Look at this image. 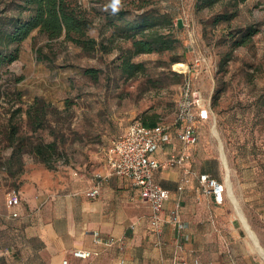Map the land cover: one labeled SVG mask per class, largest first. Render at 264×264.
Listing matches in <instances>:
<instances>
[{
    "label": "rangeland",
    "instance_id": "1",
    "mask_svg": "<svg viewBox=\"0 0 264 264\" xmlns=\"http://www.w3.org/2000/svg\"><path fill=\"white\" fill-rule=\"evenodd\" d=\"M12 1L0 0V31L17 15ZM72 1L93 19L90 36L111 51L87 54L61 40L48 45L35 31L21 44L18 60L0 69V212L13 192L61 194L82 181L99 180L109 172L110 145L131 124L148 115L159 125H175L189 94L198 92L208 109L199 131L222 159L239 211L264 251V0L238 7L233 0L213 6L203 0H121L115 14L112 0ZM147 14L173 16L171 28L158 29L177 42L172 52L134 57L146 71L128 79L119 65L132 44L119 30ZM221 16L226 18L217 22ZM250 28L255 35L236 47ZM174 60L186 65V72L176 70ZM36 98L47 123L33 131L25 112ZM55 139L59 150L49 169L31 151ZM235 178L244 186V198L234 190ZM223 185L226 189L227 179ZM226 196L245 244L239 247L264 264L227 189Z\"/></svg>",
    "mask_w": 264,
    "mask_h": 264
},
{
    "label": "crops",
    "instance_id": "2",
    "mask_svg": "<svg viewBox=\"0 0 264 264\" xmlns=\"http://www.w3.org/2000/svg\"><path fill=\"white\" fill-rule=\"evenodd\" d=\"M203 123L194 121L199 134L194 146L178 138L185 122L166 127L151 156L161 164L154 180L169 193L157 228L139 190L129 179L108 172L100 180L73 185L68 193L26 192L19 206L9 209L5 203L0 212V264H256L253 255L239 247L245 244L229 216L227 196L219 205L199 183L203 174L226 182L222 159L212 154L199 131ZM180 156L187 157L182 165H167ZM95 185L100 195L92 199L88 193ZM243 187L235 178L234 190L244 198ZM75 250L93 256L78 259Z\"/></svg>",
    "mask_w": 264,
    "mask_h": 264
},
{
    "label": "trees",
    "instance_id": "3",
    "mask_svg": "<svg viewBox=\"0 0 264 264\" xmlns=\"http://www.w3.org/2000/svg\"><path fill=\"white\" fill-rule=\"evenodd\" d=\"M220 1L203 0L202 4L213 6ZM247 1L233 0V7H238ZM11 3L14 4L17 15L11 21L9 29L0 31V69L18 60L21 44L35 31L46 37L48 45L61 40L63 43L80 48L87 54L98 50L106 53L111 51V48L90 36L89 32L94 24L93 19L87 11L72 0H13ZM173 18L169 14L158 15L157 17L147 14L139 19L126 21L123 27L120 28L119 35L131 41L132 44L128 51L129 54L120 58L119 68L126 78L133 79L146 71L145 65L131 61L134 57L142 54L172 52L174 50L177 40L173 38L171 33L163 34L158 29L160 25L171 28ZM224 18L226 17H219L217 22ZM255 33L256 31L250 28L236 41L235 46L246 45ZM177 63H180V61L174 60L171 65ZM85 73L94 76L96 72L87 70ZM40 102L41 99L36 98L35 102L25 112L30 124L33 126V131L45 129L47 123V112L42 111ZM52 114L50 111L49 115ZM147 116L145 115L142 122L140 121L144 127L154 128L159 126L156 120L157 117ZM11 142H13L12 139ZM41 146L36 147L31 153L47 165L49 169H53V158L59 150L57 140L50 142L46 147ZM14 154L16 153H13V156Z\"/></svg>",
    "mask_w": 264,
    "mask_h": 264
},
{
    "label": "built area",
    "instance_id": "4",
    "mask_svg": "<svg viewBox=\"0 0 264 264\" xmlns=\"http://www.w3.org/2000/svg\"><path fill=\"white\" fill-rule=\"evenodd\" d=\"M189 95V100L180 111L176 123L185 122L178 133L179 140L186 146H194L199 142V134L194 121L198 118H207L208 109L198 92ZM166 130L167 128L162 125L146 128L140 122H135L112 142L107 153L110 175L129 179L139 190L141 202L151 208L150 220L154 228H157L161 222L164 204L169 193L154 180V173L161 167V164L151 156L164 138ZM186 159V156H180L168 161L167 165H182ZM97 178L100 180L102 177ZM199 183L204 192L211 195L217 204L224 203L226 189L222 183L208 174L200 175ZM99 195V185L93 186L88 193L92 199ZM20 203L21 198L18 193H10L6 198V206L9 209L19 206ZM13 216L17 217L18 214L13 213ZM73 256L78 259H89L93 254L86 250H75ZM63 264H67V261Z\"/></svg>",
    "mask_w": 264,
    "mask_h": 264
},
{
    "label": "bare ground",
    "instance_id": "5",
    "mask_svg": "<svg viewBox=\"0 0 264 264\" xmlns=\"http://www.w3.org/2000/svg\"><path fill=\"white\" fill-rule=\"evenodd\" d=\"M175 69L178 70V71H180V72H182V73H184V72H186L187 67L184 64H176L175 65ZM216 130H214L215 136H217ZM220 148H221L220 149V152H221V155L223 157L224 163L227 166V159H226L225 153L222 151V147L221 146H220ZM226 179H227L226 189L229 191L230 197L232 198V200H233V202H234V204H235V206H236V208H237V210L239 212L240 218H241L243 224L246 226V229L248 231V234H249V236L251 238V241L253 243V247L260 254L261 258L264 260V251L261 249V247H260V245H259V243H258V241H257V239L255 237V235L252 233V231L250 230V227H248L245 219L243 218V216L241 215V213L239 211V208H238V205H237V201L234 198V195L232 193L231 182H230V179H229V176L228 175H227Z\"/></svg>",
    "mask_w": 264,
    "mask_h": 264
},
{
    "label": "clouds",
    "instance_id": "6",
    "mask_svg": "<svg viewBox=\"0 0 264 264\" xmlns=\"http://www.w3.org/2000/svg\"><path fill=\"white\" fill-rule=\"evenodd\" d=\"M120 3H121V0H112L109 7H111L113 14H115L119 10Z\"/></svg>",
    "mask_w": 264,
    "mask_h": 264
},
{
    "label": "water",
    "instance_id": "7",
    "mask_svg": "<svg viewBox=\"0 0 264 264\" xmlns=\"http://www.w3.org/2000/svg\"><path fill=\"white\" fill-rule=\"evenodd\" d=\"M247 231V230H246Z\"/></svg>",
    "mask_w": 264,
    "mask_h": 264
}]
</instances>
